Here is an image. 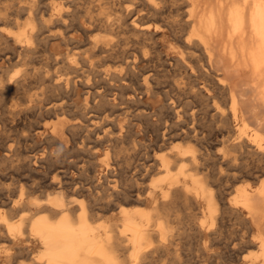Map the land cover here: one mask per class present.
<instances>
[{
  "label": "bare ground",
  "instance_id": "6f19581e",
  "mask_svg": "<svg viewBox=\"0 0 264 264\" xmlns=\"http://www.w3.org/2000/svg\"><path fill=\"white\" fill-rule=\"evenodd\" d=\"M131 1L133 2V4L131 5L129 4L128 6H124L123 8L121 7V5L124 1L121 0L118 3L119 7L116 8L117 14L115 18H113L114 20H112L111 15L106 12L103 13V15L105 16H102L99 14L96 16L97 13L95 14L91 13L92 15H90L89 17L86 16L87 21H88L87 23L90 25V28L85 30L87 34L89 33L88 38L86 39L87 41L89 40V44H91V46L90 45L89 46L91 48H89V50L84 52L82 56L80 55L81 56L80 61L78 57L79 55H77V53L79 54V52L77 53L75 52L72 54L71 52H68L65 56H63L62 59L61 58L60 59L62 60V62H65L66 65L69 66V68H72L75 70L78 69L79 63H83V62L85 64L88 63V65H90L91 68L90 69L88 68L89 70L87 69V71H90L89 72L90 74L87 76V78H89V81H91L92 80L91 74L93 73V70H94L92 68V65L96 64L94 61L95 57H97L98 55H103L101 58L103 60V59H107L110 57L113 58V56H118L122 59L121 61L122 69L120 72L111 71L112 73L111 74L109 73V75L124 79V76L126 75L123 74V71L125 69L126 71L134 72L137 68V64L139 63L148 64L154 60L155 56L154 57L152 56L150 49L148 48V46L150 45L148 46L146 45V42H145L146 40L144 36L145 34L147 35L150 31H152L153 28L161 29L163 27V23H167L169 25V29L170 27L171 29L172 27L178 29L176 35L179 40L178 41L179 43L177 46L179 48V51H178L180 55V56L178 55L179 60L184 64L183 66H185V68L187 67L188 70L191 71V73H188L185 71L186 70L185 69L184 71L186 73H184L183 75L181 74L182 77L179 78L181 79L180 82H175L173 86L175 90H177L175 97L170 96L173 113L178 118L177 123L176 122L175 123L176 125H178V127H180L179 125L180 123H178L179 122L178 120L182 121L181 118L183 117L184 122H186V124L191 123L189 122L190 119L191 121H193V124L191 126H188L187 129L183 128L181 132H178V130H176L177 132L173 133L172 129H171V132L169 133L166 131L164 132L162 131L163 132L162 137L160 136L161 134L159 135L157 132L156 139L158 141L160 140V142L156 141L157 143L155 142L156 143L155 145H152V143L149 144L150 142L148 141H147L148 144H146V141H144L145 142L144 144L143 143L140 144L139 141H137L136 139H127L128 137L126 138L125 135L128 136V134H125V135L120 134L122 129L119 132V134L114 138L107 137L108 136L107 132H105L107 141H110L106 147L102 146L106 138L104 141L97 138V140L95 139L93 140L94 142H88L86 140L80 141L78 139L77 148L80 151L90 153L95 159L98 155H100V153L103 154V158L101 160H96V162H94L92 158L89 160L85 159L88 157V153H87V157L82 159V162H81L82 164L80 165V169L82 168L84 169V171H86L89 168L88 164L90 163V160H91L93 161L92 166L94 170H95V166L97 167L103 166L105 168L106 177L103 178V180L105 179V181L102 180L103 182H98V183L96 182V184H94V183H91L85 177L86 180H88V183H90L89 185L88 184L86 185L84 181L83 183L81 182L80 184L76 183L75 181V183H71L69 185H67V183L65 182L66 183L65 185V183L62 180H60L61 176H63L61 174L65 170L59 171L57 168H55V170L52 171L51 168H49L51 170V171L49 170L50 174L52 173L51 185L55 189V193H47V196L44 199L43 198L39 199V197L36 198L35 196L32 197L33 194L31 195V191L34 190L33 189L34 187L32 184H35L36 182L35 183L34 181L33 183L31 182L32 183L31 184L32 186H31L29 183L27 184L26 181L25 182L21 181L20 185L17 186L19 190L16 189L18 193H16L14 196H9L10 197L9 201L5 202L4 201L5 198H4L2 201L3 203L2 204L0 203V264H12L13 256L11 253V248L8 245L15 243V241L18 239L23 240L25 238L29 240H32V239L36 240L37 244L41 247V251L39 252L38 256H35V259L33 260L34 264H152L154 259L156 258L157 259L162 258L164 261L162 264H169V262L174 258V256H178V243H179L178 235L180 234L179 233L180 229L178 230V228L176 227V222H178L177 213H179L177 212V210H179L181 206H185L186 209L188 208L190 210L192 209L191 211H194L193 215L188 214L190 217L191 215L194 216L192 217L193 220L191 222L192 224H191L190 231L192 232L191 233L192 235L199 238V241L203 243L206 249L210 246V242H214L216 238L215 236L219 235L218 233L221 232V229L223 230L222 228L224 226L223 220L226 214H228V216L229 215L237 216L239 220L241 219L243 221L242 225L240 226L241 228L239 230L237 229L239 233L235 235L234 231H232L234 235L233 237L231 235L230 237L227 236L228 239H225V240L226 241L228 240V243L227 245L225 243V245L228 246V248L231 250L233 254V257L237 261H239L240 264H264V0H183L182 1L183 4H181L182 5L181 8L174 7L176 8L177 11L182 9L181 12L176 14V15H179L180 17H178V19H175V20L173 19L168 20L167 18L168 16H171L170 13L172 14L173 12V9H171V7L174 5L175 2L178 3L179 2L178 0H131ZM73 2L75 1L74 0H30L27 4L25 2L26 5L19 7V9H14L12 11L6 12L5 19H3V17L1 16L0 18L2 20L1 19L0 20L4 21V23H6V21H11V22L14 21L15 23H17V25H19L18 18L16 17L18 15V12H20V10H23V11L25 10L28 14V21L26 25L24 23V26L19 27L17 31H10V32L7 31L9 32V34H5L4 31H2L3 29H6L4 26H2V30H0V45L2 46V44H5L6 46H3V47H6V48L11 47L10 48L11 50L13 48L12 52L9 50L10 54L7 56L9 61L15 57H18V60L26 56L28 57L30 53L33 54L34 52H38L40 50L39 49L40 47L43 53L47 52V50H49L46 48V44L48 42L47 38L51 36H55L56 34L50 33L51 35H47L45 37L43 36V34L45 33V30L47 29L48 32H50L52 28L54 27V24L55 25L58 24L56 22H61L62 25L63 24L67 25L66 20L69 19V16H71L72 11H73L71 10ZM137 3L138 5H136ZM6 4H9V3L6 2ZM12 4H11V7H12ZM130 6H132V8H130ZM102 9L104 10V7ZM114 12L115 11H113V14H115ZM167 12L169 13V15L167 14L168 16H165ZM71 18H73V15ZM77 19L78 20L76 21L80 20V18H77ZM82 23L84 24L83 21ZM58 26L60 27L61 25L59 24ZM61 29H58V30L60 31ZM65 30H66V27H65ZM95 31L103 32L104 35L102 36L103 33L102 34L100 33L101 34L100 35L98 32H96L98 34H93ZM129 31L131 32L133 31L132 34H134L136 37L140 35L141 33L143 37L136 38V37H132V35L130 36L127 35L124 37L121 36L122 38L120 41L113 42V41H110L108 36L105 34L107 32H117L119 34L124 35ZM57 35L63 39L62 41L67 43L65 41L67 40V36L64 35L63 32L57 33ZM150 37L151 36H149V38ZM175 40L177 42V39ZM121 43L122 44L132 43V45H130L126 49L124 47H120ZM174 47L177 48L176 46ZM155 49L156 48H153V50ZM4 51H5V48H4ZM40 52L41 51H39L38 53ZM50 52H49V59L53 58L54 60L59 62L60 59L58 57H60L61 55L52 53V51ZM33 55L32 56L30 55L31 58H33ZM41 57H43L44 59V56H41ZM162 58L163 57H161V59ZM157 60L155 61L157 62ZM27 61H28V58H27ZM217 63L228 64L229 69L230 68L233 69L234 67L236 69L243 68V69L248 70L252 76V80L250 82L251 84H248L249 82L248 83L245 82L249 86L247 85V87H242V85L230 80L229 77L227 79L226 78L227 76L225 77L224 75L216 71V66H218ZM36 65L38 66V64ZM97 65L99 69V66H100L99 63ZM105 65H106V62H105ZM112 65L113 64H111V66ZM24 66L26 65L24 64ZM23 67H22V69H24L23 71L20 69H17L18 67L16 68L17 70L14 68L16 71L14 70L15 72H13V74H10V76H7V77H4L5 72L2 74V72L0 71V91L4 93L6 92V94H8V96L6 95L5 97H9V93L7 91L11 92L10 91L11 89L14 90L16 88L18 90V88L23 87L24 85H27L25 84V82L26 80H29L28 78L30 77L29 75L31 74L30 73L31 68H29L30 71H28L27 66L26 68L25 67L23 68ZM219 67L220 66H218V68ZM226 67L227 66H225V68ZM164 70L165 68L163 69V71ZM163 71H160L161 74ZM180 71H183L182 68L180 69ZM173 72H174V69H173ZM69 73H71V71ZM147 73L148 72H146V74ZM177 73H178V69H177ZM40 74L44 76V79L48 78L46 77V74L45 75H43L44 73H40ZM84 74L82 75L81 73L82 76H85ZM95 74H96V71H95ZM129 74L130 73H128L126 77L128 78V76L131 75L129 77L130 82H133L134 78L132 75H134V73L130 75ZM226 74H228L227 71H226ZM70 75L74 76V74H70ZM62 76L56 80L55 84H53L52 86L53 89H63V90L65 89L66 90L68 89V87L70 86L72 82H75L73 81V78H71L70 76L68 77H65V76L62 77ZM75 76L77 75L75 74ZM154 76L152 74L153 78ZM98 77H95V78L100 79ZM192 77H194L195 80L200 79L202 85L198 83L201 86L196 88V86L194 85V79ZM127 78L125 79L127 80ZM156 79L155 80L153 79V80L156 81ZM109 80H111L110 77H109ZM150 80H151V76L149 74L144 76V86L146 88V94L148 91L151 92V90L153 89L152 86L150 85L151 84ZM33 81H34V78H33ZM50 81H49V84H50ZM89 81L87 80L86 83H88ZM122 82L123 81H121V83ZM180 83H183L186 87L190 86L192 90L193 88H195V90L191 91L190 93H192V95L195 96V98H197L196 96H199L200 99H203V101L206 102V105H205L206 107L209 106L208 104L209 101H206V99L208 98L207 100L211 101L210 102L212 103L211 119L214 122V124H216L215 131H213L210 134L209 132L205 133L203 129H201L203 125L200 129H199L200 125L199 127L196 126V122H197L196 112L194 110L190 111L191 109L189 108V106H192V105H189L190 102L192 101V98H191V101L189 100L190 102H188V100L187 102H184L185 101L183 100L184 97H181V95L182 94L184 95V93H188V92H186L187 88H181V86L179 85ZM45 84L47 83L45 82ZM116 84L117 83L115 82V85ZM36 85L38 86V84ZM47 87L48 89L50 88L49 85ZM116 87L114 86V88ZM42 88L44 87L42 86ZM120 88H123V87L120 86ZM33 89H35V86ZM161 89L165 90V88L163 87ZM40 90H36V93ZM103 90H107V88ZM117 90L120 91V89L118 88ZM128 90L129 89H127V91ZM110 91H112V89ZM125 91H124V94H125ZM204 92L206 93V96L208 97L206 96L204 97ZM22 93L25 96V91ZM164 93H165V96L166 95L169 96L171 92L165 91ZM64 94H65V91H64ZM89 94H91V92ZM150 94H152V92ZM188 95L185 94V97L186 96L188 97ZM61 96L62 95H60L59 97L61 98ZM95 96L97 97L98 95H95ZM95 96L93 99H95ZM100 98H101V95H100ZM48 99L50 100V97ZM65 99H67V97ZM127 99L128 98L126 96V101ZM44 100H45V97H44ZM121 100H123V98ZM136 100L133 101V103L136 102ZM86 101H89V100L87 99ZM199 101L202 102L201 100ZM106 103H108V101ZM192 103L193 101L191 102V104ZM29 105L31 106V104ZM96 105L98 106V104ZM61 106H63V104ZM102 107L100 109H102ZM56 108H57V105L55 104H52L49 106V109H52V110ZM104 108H107V107L105 106ZM37 109L38 107L35 108L36 111ZM72 109H73V106H72ZM209 109L210 108L208 107V110ZM167 110L169 111L168 108ZM80 111H82V109H80ZM111 111L113 112L112 109ZM129 111H131V109H129ZM198 111H200V109ZM205 111H206V108H205ZM205 111L203 110V112ZM23 112H26V111H23ZM86 112H87V109H86ZM139 112H141V110H139ZM160 112L162 113V111ZM98 113H100V111ZM70 114L72 113L70 112ZM75 114H72V115H75ZM2 115L4 116L7 114H2ZM38 115L41 116L40 113ZM84 115L85 113L83 114V116ZM129 115L131 116V114ZM102 116L103 115H101V117ZM163 116H166V115L163 114ZM81 118L82 117H80V119ZM106 118L104 119V121L107 120ZM98 119L100 123L101 121L100 117H98ZM3 120L5 119L2 118V121ZM130 120L132 119L130 118ZM149 120L147 119V121ZM108 121L110 120H107V122ZM117 121H119V119ZM165 121H167V119ZM172 122H173V119H172ZM107 125L106 127L108 128ZM151 125L153 126V123H151ZM116 126H118L117 123H116ZM148 127H150V124L148 125ZM157 127L158 126H156V128ZM3 128L5 129V127ZM83 128H82V131H84ZM116 129L118 130V128ZM73 132L75 133V131ZM147 132H149V130ZM27 133L22 134V135H16L14 138L11 137L12 140L9 138V136H6L7 141L9 138L11 142L4 143L5 144L4 159L14 162L17 160V158H19V156L23 153V151L28 150V139L30 136ZM41 133H42V130H41ZM19 134H20V131H19ZM211 139L215 140L216 142L221 143L222 144L221 148L214 149L212 146L213 142L208 143V141ZM181 140L187 141V144H183L184 142H182ZM53 141H55V139ZM150 147L152 148L151 150L153 151V155L151 156H150L151 153H149ZM143 149H145L146 151V152L144 151L143 153L144 157L138 158L137 157L139 155L138 152L140 151L142 152ZM45 153L46 151H44L40 157L38 156L36 157L35 156L36 154H33L32 157H34L35 159L37 158V160L38 158H40V161H42V164L44 165L45 163L49 161ZM245 154H247V156H249L250 154L251 156L255 155L257 157V161L251 165L245 164L244 162L242 163L241 160L245 158V157L243 158ZM52 157L51 158L54 159V156ZM256 157L253 156V158H256ZM23 159H24V156H23ZM67 159L68 158L66 157V160ZM132 159L134 160V163L136 162L135 168H137L138 174H135L137 177L135 176L136 178H135V182L133 183V185L129 184L131 186H128V184L124 185L125 178L123 182L120 179L122 178L120 176H122V173L124 174V172L128 171L127 170L128 168L131 169L132 165L131 167L129 166L131 163H133V161H131ZM28 161H29V157H28ZM55 161H56V158H55ZM123 162L127 164L126 167L124 164H122ZM56 163H59V162L56 161ZM13 164H15V162ZM17 164L18 163H16L15 165ZM73 164L75 163L73 162ZM76 164H78L77 159H76ZM67 165L68 163L65 164V166ZM1 167L3 168L2 165ZM16 167L14 169H16ZM25 167L26 165L24 166V168ZM71 167H73L72 164H71ZM16 170H15V174L17 173ZM19 172L20 171H18V173ZM101 173L102 172L100 171V176H101ZM9 174L11 175V173ZM95 175H96V172H95ZM32 176H33V172H32ZM92 177L95 178L94 176ZM244 177L253 178V181L248 182L247 184H244V185H238L239 183L238 184L234 183V186L232 187L233 188L232 191L230 190L231 187L229 188L230 192L227 190V192H229L227 194L228 197L222 192L224 190L220 189V187L223 186L222 184L225 183L226 181L233 180V182H238ZM26 178L28 177L26 176ZM13 179L11 180L10 178V181L11 182L13 181L14 183ZM31 179L33 178L31 177ZM38 180L42 181L39 178ZM94 180L96 181V178ZM17 182H18V179H17ZM92 182L94 181L92 180ZM132 182H133V179H132ZM243 182H245V179L243 180ZM38 187L39 186H36L35 189ZM44 188H41V190L42 189L44 190ZM224 189H225V186H224ZM45 190L47 191V189ZM4 192L5 190L3 191V193ZM85 193L88 194L90 198L92 197L93 199L91 198L92 200L90 201L88 200L89 202H85L86 200L84 201L78 198L79 195H83ZM75 194H78V197L75 196ZM0 198H1V195H0ZM34 210H37L38 213H34L36 212ZM110 211H112L113 215L111 214L112 216L108 218L110 214L107 217V213ZM13 215H17L18 219H15L16 221L12 220ZM115 218L117 219V221H112ZM188 219L190 220V218ZM182 222L181 224H183ZM224 237L222 238L223 241H224ZM8 242L10 244H8ZM200 248H202V246Z\"/></svg>",
  "mask_w": 264,
  "mask_h": 264
},
{
  "label": "rangeland",
  "instance_id": "374dc122",
  "mask_svg": "<svg viewBox=\"0 0 264 264\" xmlns=\"http://www.w3.org/2000/svg\"><path fill=\"white\" fill-rule=\"evenodd\" d=\"M30 1V0H0V17L2 16L3 17V19H5L6 18V16H5V14H6V12H9V11H12V10H14V9H19V7H21V6H23V5H26L28 2ZM75 2H73V5H72V8H71V10H73L72 11V14H71V16H69V19L72 17V15H73V18H71L70 19V21H69V19H67L66 20V24L67 25H65V24H63L62 25V23L61 22H56V23H58V24H54V27L52 28V30L50 31V32H48V30L46 29L45 30V33L43 34V36H47V35H51V34H56L55 36H51V37H49V38H47V41L49 42H47V44H46V48L47 49H49V50H47V52H42V50H41V47L39 48L40 50L39 51H41L40 53H38V52H34L33 54H29L28 55V57L26 56V57H24V58H22V59H20V60H18V57H15V58H13L12 60H10L9 61V59L7 58V56L10 54V51L12 52L13 51V48H12V50L10 49L11 47H3V46H6L5 44H2V46L0 45V71L2 72V74L5 72V74H4V77H7V76H10V74H13V72H15L17 69H20V70H24V69H22V67L24 66V64L27 66V70L28 71H30V69L29 68H31V74L29 75L30 77L28 78L29 80H26V82H25V84H27V85H24L23 87H20V88H18V90H17V88L16 89H11L10 91L12 92V94H11V92H9V91H7L8 93H9V97H5L6 95L8 96V94H6V92L4 93V92H1L0 91V107L2 108H0V164L3 166V168L1 167V165H0V195H1V198H0V203L2 204L3 202V199H4V201L6 202V201H9V196H14L16 193H18V191L17 190H19V188L17 187V186H19L20 185V183H21V181L22 182H25L26 181V183L28 184H32L33 183V181H34V183L36 182L37 183V185H36V183L35 184H32L33 185V189L34 190H32L31 191V195H32V197L33 196H35L36 198H38L39 197V199H44L46 196H47V193H55V189L53 188V186L51 185V178H52V173L50 174V171L52 170V171H54L55 170V168H57L59 171H63V170H65L66 171V173H65V171H63L62 172V174L61 175H63V176H61V178H60V180H62L64 183L66 182L67 183V185H69V184H71V183H75V181H76V183H78V184H80L81 182L83 183V181L86 183V185L88 184H90V183H88V180L91 182V183H94V184H96V182L98 183V182H103V181H105V179L103 180V178H105L106 176H105V168L103 167V166H95V170H94V168H93V161L94 162H96V160H101L102 158H103V154L102 153H100V155H98L97 157H96V159L95 158H93V156L90 154V153H88V152H82V151H80L78 148H77V141H78V139L81 141V140H86V141H88V142H94L93 140L95 139V140H97V138L98 139H100V140H105V138H106V140L103 142V145L102 146H104V147H106L107 146V144L110 142V141H107V137H111V138H114V137H116L118 134H119V132L121 131V129H122V131L120 132V134H122V135H125V134H128V136L127 135H125V137L127 138V139H136L137 141H139V143L141 144V143H145L144 141H146V144H148V142H150L149 144H151L152 143V145H155L157 142H160V140L158 141L157 139H156V134H157V132H158V134L162 137V133L164 132V131H166V132H171V129H172V132L173 133H175V132H177L176 130H178V132H181V130L183 129V128H185V129H187L188 128V126H191L192 124H193V121H191V119H190V121L189 122H191V123H189V124H186V122H184V119H183V117L181 118V120L182 121H180V120H178L179 122L178 123H180L179 125H180V127H178V125H176V123H177V117L174 115V113H173V109H172V106H171V97H175V94L177 93V90H175V88L173 87L174 86V83L175 82H180V80L181 79H179L180 77H182L181 76V74L183 75L184 73H186V72H188V73H191V71L190 70H188V68L186 67L185 68V66H183L184 64L179 60V48L177 47L178 46V38H177V31H178V29H176V28H173L172 27V29H171V27H170V29H169V25L167 24V23H163V27L160 29V28H158V29H156V28H153L152 29V31H150L147 35L145 34V42H146V45L148 46V45H150V46H152V47H150V46H148V48L150 49V52H151V54H152V56L154 57V60L152 61V62H150V63H139V64H137V68H136V70L134 71V72H132V71H126V69L123 71V74H125L126 76H127V74L128 73H130V74H132V73H134V75H132L133 76V78L135 79H133V82H130V76H128V78L126 77V76H124V79H121V78H119V77H115V76H112V75H109V73L111 74L112 72H114V71H121V69H122V59L120 58V57H118V56H113V58H107V59H101L102 58V56L103 55H98L97 57H95L94 58V61H95V63L96 64H93L92 65V68L94 69L93 70V73L91 74V81H89V78H87V76L90 74L89 72L90 71H87V69L89 68H91V66L90 65H88V63H79V67H80V69H79V67H78V69L77 70H75V69H72V68H69V66L68 65H66V63L65 62H62V58H63V56H65L68 52H71V54L72 53H77V52H79V54L77 53V55H79L78 57H79V61L81 60V56L84 54V52H86L87 50H89V48H91L90 46H91V44H89V40L87 41V39L86 38H88V35H89V33L87 34V32L85 31L86 29H89L90 28V25L87 23L88 21H87V17H89L90 15H92L91 13H97L96 14V16L99 14V15H102V16H105V15H103V13H109L110 15H111V18H112V20H114L113 18H115V16H116V14H117V11H116V8L117 7H119V2L121 1H119V0H117V2H116V0H74ZM100 1V2H99ZM103 1H104V3H103ZM112 1V2H111ZM124 2L122 3V5H121V7L123 8L124 6H128L129 4L131 5V4H133V2L131 1V0H123ZM179 2L177 3V2H175L174 3V5L171 7V9H173V12H172V14L170 13V15L171 16H168L169 15V13L167 12L166 14H165V16H168V20H175V19H178V17H180L179 15H176V14H178L179 12H181L182 11V9L181 10H179V11H177L176 10V8H181V4H183V0H178ZM6 2L7 3H11L12 4V7H11V4L9 5V4H6ZM16 2H18V3H16ZM25 2H26V4H25ZM87 2V3H86ZM115 2V3H114ZM181 2V3H180ZM86 5H85V4ZM96 3V4H95ZM20 4V5H19ZM80 4V5H79ZM82 4V5H81ZM90 4V5H89ZM115 4V5H114ZM117 4V5H116ZM9 5V6H8ZM13 5H14V7H13ZM18 5V6H17ZM79 7H78V6ZM136 5H138V3L136 4ZM3 6V7H2ZM82 6H84V7H82ZM2 7V8H1ZM92 9H91V8ZM104 7V10L102 9ZM174 7H176V8H174ZM7 8V9H6ZM10 8V9H9ZM130 8H132V6H130ZM4 9V10H3ZM96 10V11H95ZM25 11V10H24ZM23 10H20V12H18V15L16 16L17 18H18V24L19 25H21V26H19V25H17V23H15L14 21H6V23H4V21H1L0 20V30H2V26H4L6 29H3L2 31H4V33L5 34H9V32L10 31H17L18 29H19V27H22V26H24V23H25V25H26V23H27V21H28V14H27V12L25 11L24 12ZM80 11V12H79ZM82 11V12H81ZM113 11H115L114 13L115 14H113ZM177 11V12H176ZM78 12H79V14H78ZM174 12H175V14H174ZM112 13V14H111ZM21 14H22V16H21ZM26 15V17H25V15ZM168 14V15H167ZM75 15V16H74ZM77 15V16H76ZM114 15V16H113ZM79 16V17H78ZM81 16V17H80ZM87 16V17H86ZM175 17V18H174ZM77 18H80V20L79 21H76V20H78ZM75 19V20H74ZM75 21V22H74ZM82 21L84 22V24L82 23ZM9 23V24H8ZM73 23H75V24H73ZM79 23V24H78ZM61 25L60 27L58 26V25ZM72 24V25H71ZM165 24V25H164ZM71 25V26H70ZM88 25V26H87ZM167 25V26H166ZM56 26V27H55ZM65 27H66V30H65ZM74 27V28H73ZM76 27H77V29H76ZM62 28V29H61ZM58 29H61L60 31L58 30ZM70 29V30H69ZM154 29H156V30H154ZM55 32H54V31ZM172 30V31H171ZM7 31H9V32H7ZM83 31V32H82ZM101 31V30H100ZM100 31H95L93 34H102L103 32H100ZM52 32H54V33H52ZM60 32H63V34L64 35H66L67 36V40H65L67 43H65L64 41H62L63 39L61 38V37H59L58 35H57V33H60ZM67 34H66V33ZM96 32H98V33H96ZM152 32V33H151ZM51 33V34H50ZM131 33V34H130ZM133 33V31L131 32V31H129V32H127L126 34H119V33H117V32H107V33H105L107 36H108V38H109V40L110 41H113V42H116V41H120L121 40V38L122 37H124V36H127V35H132V37H136L134 34H132ZM69 34V35H68ZM100 34V35H101ZM79 35V36H78ZM104 35V33L102 34V36ZM175 35H176V37H175ZM73 36V37H72ZM122 36V37H121ZM149 36H151L150 38H149ZM174 36V37H173ZM138 37H143L142 36V34L140 33V35H138L136 38H138ZM147 37V38H146ZM154 38V39H153ZM177 39V42H176V40L175 39ZM74 39V40H73ZM79 40V41H78ZM78 42H80V43H78ZM82 42V43H81ZM87 42V43H86ZM65 43V44H64ZM70 45H69V44ZM72 43H74V44H72ZM76 44H77V46H76ZM82 44V45H81ZM86 44V45H85ZM153 44V45H152ZM173 44H174V46H176L177 48H175L174 46H173ZM90 45V46H89ZM130 45H132V43H129V44H122L121 43V45H120V47H124V48H128ZM67 46V47H66ZM85 46H86V48H85ZM88 46V47H87ZM154 46V47H153ZM173 46V47H172ZM2 47V48H1ZM74 47V48H73ZM77 49H76V48ZM4 48H5V51H4ZM82 48V49H81ZM84 48H85V50H84ZM153 48H156L155 50H153ZM76 49V50H75ZM3 50V51H2ZM10 50V51H9ZM68 50V51H67ZM79 50V51H78ZM82 52H81V51ZM158 50V51H157ZM50 51H52V53H56V54H60L61 56L60 57H58L60 60H59V62H57L56 60H54L53 58H50L49 59V52ZM81 52V53H80ZM48 55H47V54ZM51 53V52H50ZM155 53V54H154ZM6 54V55H5ZM46 54V55H45ZM158 54V55H157ZM33 55V58H31V56ZM44 56V59H43V57H41V56ZM81 55V56H80ZM179 55V56H178ZM37 56V57H36ZM118 57V58H117ZM161 57H163L162 59H161ZM27 58H28V61H27ZM37 60H36V59ZM115 58H117V59H115ZM156 58V59H155ZM169 58V59H168ZM36 61H35V60ZM113 59H115V60H113ZM158 59V60H157ZM33 60V61H32ZM44 60V61H43ZM52 60V61H51ZM105 60V61H104ZM109 60V61H108ZM110 60H112V61H110ZM155 60H157V62L155 61ZM160 60H162V61H160ZM17 61V62H16ZM25 61V62H24ZM27 61V62H26ZM34 63H32V62ZM54 61V62H53ZM103 61V62H102ZM107 61H108V63H107ZM116 61V62H115ZM118 61V62H117ZM165 61V62H164ZM180 61V62H179ZM47 62V63H46ZM53 62V63H52ZM105 62H106V65H105ZM112 62V63H111ZM124 62V61H123ZM156 62V63H155ZM160 62H161V64H160ZM28 63H30V64H28ZM59 63V64H58ZM99 63V69H98V64ZM116 63V64H115ZM121 63V64H120ZM152 63V64H151ZM164 65H163V64ZM181 63V64H180ZM23 64V65H22ZM28 64V65H27ZM36 64H38V66L36 65ZM52 66H51V65ZM82 64V65H81ZM111 64H113L112 66H111ZM158 64V65H157ZM173 66H172V65ZM218 64V66H220L219 68H220V70H219V68H218V66H216V71H218V73H221L222 75H224L227 79H228V77H229V79L230 80H232L233 82H235V83H238V84H240V85H242V87H247V85L248 84H251L250 82H251V80H252V76H251V74H250V72L248 71V70H246V69H243V68H238V69H236V68H234L233 67V69L235 70H233V69H229V65L228 64H220V63H217ZM220 64V65H219ZM13 65V66H12ZM30 65V66H29ZM55 65V66H54ZM60 65V66H59ZM66 65V66H65ZM84 65V66H83ZM157 65V66H156ZM163 65V66H162ZM170 65V66H169ZM8 66V67H7ZM15 66V67H14ZM26 66H24L25 68H26ZM29 66V67H28ZM47 66V67H46ZM50 66V67H49ZM58 66V67H57ZM83 66V67H82ZM88 66V67H87ZM104 66V67H103ZM108 66V67H107ZM225 66H227L226 68H225ZM16 69L17 67V69L15 70L14 68ZM23 67V68H24ZM46 69H45V68ZM141 67H143V68H141ZM150 67V68H149ZM153 67V68H152ZM155 67V68H154ZM165 68V72L163 71V69ZM4 68V69H3ZM35 68H37V69H35ZM41 68V69H40ZM47 68H49V69H47ZM86 68V69H85ZM158 68V69H157ZM176 68V69H175ZM182 68V70L183 71H180V69ZM3 69V70H2ZM39 69V70H38ZM88 69V70H89ZM98 69V70H97ZM103 69V70H102ZM110 69V70H109ZM141 69V70H140ZM149 69V70H148ZM173 69H174V72H173ZM177 69H178V73H177ZM186 69V70H185ZM218 69V70H217ZM226 69H228V70H226ZM12 70V71H11ZM15 70V71H14ZM26 70V69H25ZM53 70V71H52ZM100 70V71H99ZM151 70V71H150ZM186 72H185V71ZM238 70V71H237ZM8 71H10V72H8ZM34 71H36V72H34ZM39 71H41V72H39ZM46 71V72H45ZM51 71V72H50ZM71 71V73H69ZM72 71H74V72H72ZM77 73H76V72ZM85 71V72H84ZM95 71H96V74H95ZM99 71V72H98ZM102 71V72H101ZM108 72V74H107V72ZM112 71V72H111ZM160 71H163L162 72V74H161V72ZM170 71V72H169ZM226 71H227V73L228 74H226ZM237 71V72H236ZM34 74H33V73ZM39 74H38V73ZM54 74H53V73ZM86 72H88V73H86ZM105 72V73H104ZM125 72V73H124ZM128 72V73H127ZM139 72V73H138ZM143 72V73H142ZM145 72V73H144ZM146 72H148L147 74H149L150 76H151V80H150V85L152 86V90H151V92H152V94H150L151 92L150 91H148L147 92V94H146V88H145V86H144V76L145 75H147L146 74ZM37 75H36V74ZM40 73H44L43 75H45L46 74V77H50L49 79L47 78V79H44V76H42ZM81 73H82V75L84 74V73H86V74H84L85 76H82L81 75ZM127 73V74H126ZM136 73V74H135ZM168 73V74H167ZM8 74V75H7ZM21 74V73H20ZM61 74V75H60ZM70 74H74V76H72V75H70ZM75 74L77 75V76H75ZM102 76H101V75ZM152 74H153V76H154V78L152 77ZM161 74V75H160ZM176 74V75H175ZM36 75V76H35ZM40 75H41V77H40ZM55 75V76H54ZM60 75V76H59ZM63 75V76H62ZM108 75V76H107ZM140 75H141V77H140ZM160 77H159V76ZM174 75V76H173ZM34 76V77H33ZM68 77V76H70L71 78H73V81H75V82H72L71 84H70V86L68 87V89H53L52 88V86H53V84H55V82H56V80L57 79H59V77ZM80 78H79V77ZM99 76V77H98ZM32 77V78H31ZM36 77V78H35ZM55 79H54V78ZM95 77H98V78H100V79H97V78H95ZM109 77H110V79L111 80H109ZM249 77V78H248ZM33 78H34V81H33ZM41 78H43V79H41ZM52 78V79H51ZM87 78V79H86ZM125 78H127V80L125 79ZM157 78V79H156ZM193 79H194V85L196 86V88L197 87H200L201 85H202V83H201V80L200 79H196L195 80V78L194 77H192ZM50 79H51V81H50ZM117 79V80H116ZM156 79V81H154V80ZM169 79V80H168ZM173 79V80H172ZM178 79H179V81H178ZM43 80V81H42ZM45 80H47V81H45ZM87 80L89 81L88 83H86L87 82ZM101 80V81H100ZM120 82H119V81ZM31 81V82H30ZM49 81H50V84H49ZM78 81V82H77ZM85 81V82H84ZM97 81V82H96ZM121 81H123L122 83H121ZM171 83H170V82ZM199 81V82H198ZM243 81H244V83H243ZM29 82V83H28ZM39 82V83H38ZM45 82L49 85V89H48V85L47 84H45ZM77 82V83H76ZM111 82H113V83H111ZM115 82L117 83L116 85H115ZM127 82V83H126ZM160 82V83H159ZM245 82H249L248 84L247 83H245ZM98 83H100V84H98ZM104 83V84H103ZM131 83V84H130ZM136 83V84H135ZM142 85H141V84ZM153 83V84H152ZM158 83H159V85H158ZM167 83V84H166ZM198 83H200V84H198ZM36 84H38V86L36 85ZM44 84V85H43ZM52 84V85H51ZM76 84V85H75ZM93 84V85H92ZM98 84V85H97ZM123 84V85H122ZM129 84V85H128ZM132 84H134V85H132ZM172 84V85H171ZM245 84H246V86H245ZM35 86V89H33L34 88V86ZM51 85V86H50ZM86 85V86H85ZM94 85H96V86H94ZM100 85V86H99ZM105 85V86H104ZM128 85V86H127ZM139 85H140V87H139ZM180 86H181V88H187V91L186 92H188V93H184V95L182 94L181 95V97H184L183 98V100H185L184 102H187V100H188V102H190L191 101V98H192V101H193V103L191 104V102H190V104L189 105H192V106H189V108L191 109L190 111H192V110H194L195 112H196V126H198L199 127V125H200V127H199V129L202 127V125H203V127L201 128V129H203V131L206 133H208L209 132V134L210 133H212L213 131H215L216 129H215V127H216V124H214V122L212 121V119H211V113H212V108H211V105H212V103H210L211 101L210 100H207L206 99V101H209V106H205L206 105V102H204L203 101V99H200L199 98V96H196L197 98H195V96H193L192 95V93H190L191 91H194L195 90V88H193V90L191 89V87L189 86V87H186L183 83H180L179 84ZM198 85V86H197ZM33 86V87H32ZM42 86L44 87V88H42ZM73 86V87H72ZM107 86H109V87H107ZM114 86L116 87V88H114ZM120 86H122L123 88H120ZM127 86V87H126ZM139 88H138V87ZM143 86H144V88H143ZM154 86V87H153ZM159 86V87H158ZM249 86V85H248ZM36 87H38V88H36ZM92 87V88H91ZM163 87V88H165V90L164 89H161V88ZM29 88V89H28ZM97 88V89H96ZM107 88V90H103V89H106ZM117 88L118 89H120V91L119 90H117ZM141 88H142V90H141ZM155 88V89H154ZM157 88V89H156ZM170 88V89H169ZM190 88V89H189ZM19 89H20V91H19ZM22 89V90H21ZM41 89V90H40ZM47 91H46V90ZM53 89V90H52ZM74 89V90H73ZM108 89H112V91H110V90H108ZM127 89H129L128 91H127ZM135 89H137V90H135ZM139 89V90H138ZM25 91V96H24V94L22 93V92H24ZM32 90V91H31ZM36 90H40V91H38L37 93H36ZM43 90V91H42ZM44 90H45V92H44ZM54 90H56V91H54ZM58 90H59V92H58ZM62 90H63V92H62ZM88 90V91H87ZM99 90V91H98ZM163 92H162V91ZM175 90V91H174ZM31 91V92H30ZM64 91H65V94H64ZM124 91H125V94H124ZM136 91V92H135ZM156 91V92H155ZM171 92L170 93V95L169 96H165V93L164 92ZM29 92H30V94H29ZM49 92V93H48ZM67 92H69V93H67ZM71 92V93H70ZM87 92H88V94H87ZM91 92V94H89ZM106 92V93H105ZM116 92V93H115ZM119 94H118V93ZM121 92V93H120ZM123 92V93H122ZM160 92V93H159ZM52 93V94H51ZM57 93H58V95H57ZM96 93V94H95ZM111 93H112V95H111ZM115 93V94H114ZM55 94V95H54ZM62 95L61 96V98L59 97L60 95ZM98 95L97 97L95 96V95ZM110 94V95H109ZM113 94H114V96H113ZM149 94V95H148ZM155 94V95H154ZM173 94H174V96H173ZM185 94L186 95H188V97L186 96L185 97ZM45 95V96H44ZM67 95V96H66ZM100 95H101V98H100ZM105 95V96H104ZM107 95H108V97H107ZM32 96V97H31ZM50 97V100L48 99L49 97ZM70 96H72V97H70ZM86 96H88V97H86ZM90 96V97H89ZM94 96H95V99H96V101H95V99H93L94 98ZM121 96H122V98H123V100H121L122 98H121ZM126 96H127V101H126ZM160 96V97H159ZM171 96V97H170ZM193 96V97H192ZM206 96V93L204 92V97ZM11 97H12V99H11ZM44 97H45V100H44ZM64 97V98H63ZM67 97V99H65ZM102 97H104V98H102ZM107 99H106V98ZM121 99H120V98ZM135 97H136V99H135ZM166 97H168V98H166ZM206 97H208V96H206ZM8 98V99H7ZM27 98H28V100H27ZM35 98H36V100H35ZM42 98V99H41ZM86 98V99H85ZM90 98V99H89ZM111 100H110V99ZM188 98V99H187ZM190 98V99H189ZM5 99V100H4ZM19 99V100H18ZM26 99V100H25ZM71 99V100H70ZM89 100V101H86V100ZM91 99H93V100H91ZM98 99V100H97ZM104 99V100H103ZM168 99V100H167ZM196 99V100H195ZM100 100V101H99ZM108 101V103H106L107 101ZM132 100V101H131ZM136 100V102H134L133 103V101H135ZM190 100V101H189ZM199 100H201L202 102H200ZM4 101V102H3ZM14 101H16V102H14ZM29 101V102H28ZM34 101V102H33ZM54 101V102H53ZM95 101V102H94ZM169 101V102H168ZM197 101V102H196ZM3 102V103H2ZM11 102H13V103H11ZM30 102H32V103H30ZM61 102H62V104H63V106H61L62 104H61ZM97 102V103H96ZM101 102V103H100ZM111 102H112V104H111ZM123 102V103H122ZM200 102V103H199ZM16 103V104H15ZM18 103V104H17ZM31 104V106L29 105V104ZM58 103H59V105H58ZM90 103H91V105H90ZM98 104V106L96 105V104ZM103 103V104H102ZM115 103V104H114ZM133 103V104H132ZM202 103H204V104H202ZM25 104V105H24ZM52 104H55V105H57V108L56 109H54V110H52V109H49V106L50 105H52ZM72 104V105H71ZM109 104V105H108ZM134 104H136V105H134ZM195 104V105H194ZM18 105V106H17ZM40 105H41V107H40ZM70 105H71V107H70ZM95 105H96V107H95ZM102 107V105H103V107H102V109H100L101 107ZM108 105V106H107ZM111 105H112V107H111ZM170 107H169V106ZM201 105V106H200ZM29 106V107H28ZM66 106V107H65ZM72 106H73V109H72ZM91 106V107H90ZM107 107V108H104V107ZM129 106V107H128ZM163 106V107H162ZM168 106V107H167ZM203 106V107H202ZM13 107V108H12ZM20 107H22V108H20ZM25 107H26V109H25ZM38 107V109H37V111L35 110V108H37ZM99 107V108H98ZM110 107V108H109ZM131 107V108H130ZM133 107V108H132ZM208 107L210 108L209 110H208ZM70 108H71V110H70ZM94 108V109H93ZM128 108V109H127ZM167 108L169 109V111L167 110ZM204 108V109H203ZM205 108H206V111H205ZM28 109H30V110H28ZM59 109V110H58ZM80 109H82V111H80ZM84 109V110H83ZM86 109H87V112H86ZM97 109V110H96ZM104 109V110H103ZM110 111H109V110ZM111 109L113 110V112L111 111ZM118 110V112H119V114H118V112H117V110ZM129 109H131V111H129ZM132 109H134V110H132ZM160 109V110H159ZM163 109V110H162ZM166 109V110H165ZM200 109V111H198ZM28 110V111H27ZM58 110V111H57ZM74 110H75V112H74ZM76 110H78V111H76ZM91 110H92V112H91ZM102 110V111H101ZM127 110V111H126ZM139 110H141V112H139ZM197 110V111H196ZM202 110V111H201ZM203 110L206 112V114H205V112H203ZM211 110V111H210ZM16 111H18V112H16ZM23 111H26V112H23ZM31 111V112H30ZM64 111V112H63ZM91 112V113H89V112ZM100 111V113H98V112ZM126 111V112H125ZM160 111H162V113L160 112ZM208 111H209V113H208ZM15 112V113H14ZM42 112V113H41ZM48 112V113H47ZM53 112V113H52ZM70 112L72 113V114H75L76 112V114L75 115H72V114H70ZM74 112V113H73ZM105 112V113H104ZM108 112H110V113H108ZM125 112V113H124ZM131 114V116L128 114ZM136 112V113H135ZM139 112V113H138ZM142 112H144V113H146V114H144V113H142ZM156 112V113H155ZM166 114H165V113ZM200 112V113H199ZM11 113V114H10ZM40 113V115L41 116H39L38 114ZM47 113V114H46ZM80 113H81V115H80ZM85 113V115L83 116V114ZM106 113H108V114H106ZM114 113V114H113ZM169 113V114H168ZM197 113H198V115H197ZM209 115H208V114ZM2 114H7V115H2ZM35 114V115H34ZM47 116H46V115ZM52 114V115H51ZM70 114V115H69ZM99 114V115H98ZM127 114V115H126ZM132 114H134V115H132ZM142 116H144L145 117V119H144V117H142ZM151 114V115H150ZM162 116H161V115ZM163 114L164 115H166V116H163ZM9 115V116H8ZM13 115V116H12ZM49 115V116H48ZM78 115H80V116H78ZM101 115H103L102 117H101ZM106 115V116H105ZM113 115V116H112ZM119 115V116H118ZM150 115V116H149ZM206 115H208V116H206ZM2 116V117H1ZM5 116H6V118H5ZM8 116V117H7ZM50 116H51V118H50ZM71 118H69V117ZM92 116H94V117H92ZM135 116V117H134ZM26 117H27V119H26ZM29 117V118H28ZM32 117V118H31ZM43 117V118H42ZM62 117H63V119H62ZM77 117V118H76ZM80 117H82L81 119H80ZM88 117H89V119H88ZM98 117H100V123H99V119H98ZM104 117V118H103ZM107 117V118H106ZM112 117H113V119H112ZM116 117H117V119H116ZM132 119V120H130V118ZM141 117V118H140ZM158 117V118H157ZM161 117V118H160ZM173 117V118H172ZM2 118H4L5 120H3L2 121ZM42 118V119H41ZM61 118V119H60ZM92 118H94V119H92ZM102 118V119H101ZM107 119V120H110V121H108L107 122V120H105L104 121V119ZM111 118V119H110ZM134 118V119H133ZM138 118H140V119H138ZM200 119V121H199V119ZM60 119V120H59ZM86 119V120H85ZM91 119V120H90ZM119 119V121H117ZM142 119V120H141ZM147 119L149 120V121H147ZM158 119V120H157ZM161 119H162V121H161ZM167 119V121H165ZM172 119H173V122H172ZM14 120V121H13ZM53 120V121H52ZM83 120H85V121H83ZM87 120H89V121H87ZM98 120V121H97ZM103 120V121H102ZM114 120V121H113ZM152 120V121H151ZM170 122H169V121ZM10 121V122H9ZM54 121H56V122H54ZM58 121V122H57ZM61 121V122H60ZM158 121V122H157ZM161 121V122H160ZM203 121V122H202ZM3 122V123H2ZM4 122H5V124H4ZM26 122H28V123H26ZM63 122V123H62ZM113 123V125H112V123ZM118 124V126H116V123ZM119 122V123H118ZM149 122V123H148ZM155 122H157V123H155ZM176 122V123H175ZM8 123H10V124H8ZM13 123V124H12ZM50 123V124H49ZM62 123V124H61ZM87 123V124H86ZM101 123H102V125H103V127H102V125H101ZM110 123V124H109ZM140 123H142V124H140ZM147 124V126H146V124ZM151 123H153V126L151 125ZM182 123H183V125H182ZM206 123H207V125H206ZM211 123V124H210ZM26 124V125H25ZM80 124V125H79ZM108 124V125H107ZM150 124V127H148V125ZM157 124V125H156ZM173 124H174V126H173ZM33 125V126H32ZM40 125H41V127H40ZM63 125V126H62ZM93 125V126H92ZM106 125L108 126V128L106 127ZM111 125H112V127H111ZM115 125V126H114ZM163 125V126H162ZM169 125V126H168ZM172 125V126H171ZM185 125V126H184ZM206 125V126H205ZM7 126H8V128H7ZM11 126V127H10ZM16 126V127H15ZM26 126V127H25ZM120 126V127H119ZM128 126V127H127ZM155 126V127H154ZM156 126H160L159 128L157 127L156 128ZM168 126V127H167ZM2 127V128H1ZM3 127H5V129L3 128ZM84 127V128H83ZM96 127H97V129H98V131H97V129H96ZM100 127V128H99ZM163 127V128H162ZM167 127V128H166ZM171 127H173V128H171ZM11 128H12V130H11ZM80 128V129H79ZM82 128H83V130L84 131H82ZM102 128V129H101ZM105 128H106V130H105ZM116 128H118V130L116 129ZM151 128V129H150ZM174 128H176V129H174ZM181 128V129H180ZM3 129V130H2ZM73 129V130H72ZM104 129V130H103ZM169 129V130H168ZM9 130V131H8ZM28 131V133H27V131ZM41 130H42V133H41ZM80 130V131H79ZM111 130V131H110ZM145 130V131H144ZM149 130V132H147ZM152 130H153V132H152ZM155 130H157V131H155ZM175 130V131H174ZM18 131V132H17ZM19 131H20V134H19ZM21 131H22V133H21ZM26 131V132H25ZM37 131H39V132H37ZM73 131H75V133L73 132ZM77 131V132H76ZM79 131V132H78ZM103 131V132H102ZM132 131V132H131ZM163 131V132H162ZM30 132V133H29ZM85 132V133H84ZM89 132H91V133H89ZM105 132H107V137L105 136ZM109 132V133H108ZM115 132V133H114ZM117 132V133H116ZM129 132V133H128ZM155 132V133H154ZM25 133H27L30 137H29V139H28V150L27 151H23V156H24V159H23V156H22V154L19 156V158H17V160L16 161H14L15 162V164L16 163H18L17 165H15V164H13L14 162H11L10 160H6V159H4V146H5V142L7 143H10L11 142V140H12V138H14L16 135H22V134H25ZM41 133V134H40ZM79 135H78V134ZM82 133V134H81ZM140 133V134H139ZM154 133V134H153ZM72 134V135H71ZM96 134V135H95ZM99 134H100V136H99ZM102 134V135H101ZM150 134V135H149ZM36 137H34V136ZM43 135H44V137H43ZM131 135H132V137H131ZM139 135V136H138ZM149 135V136H148ZM4 138H3V137ZM6 136H9V138L11 139H9L8 138V141H7V138H6ZM32 136V137H31ZM39 136V137H38ZM48 136H49V138H51V139H49L48 138ZM79 136V137H78ZM84 136V137H83ZM2 137V138H1ZM12 137V138H11ZM76 137V138H75ZM81 137H82V139H81ZM137 137V138H136ZM152 137V138H151ZM32 138V139H31ZM104 138V139H103ZM45 139H47V140H45ZM55 139V141H53ZM148 139V140H147ZM75 142H74V141ZM32 141H33V143H32ZM45 141H46V143H45ZM79 141V142H80ZM141 141V142H140ZM148 141V142H147ZM157 141V142H156ZM182 141V140H181ZM31 142V143H30ZM53 142H55V143H53ZM156 142V143H155ZM182 142H184L183 144H187V141H185V140H183ZM212 143V146H213V148L214 149H217V148H221V146H222V144L221 143H219V142H216L215 140H213V139H211V140H209L208 141V143ZM42 143V144H41ZM53 143V144H52ZM59 146H58V145ZM63 146H62V145ZM76 144V145H75ZM105 144V145H104ZM60 145H61V147H60ZM35 146V147H34ZM38 146H40V147H38ZM52 146V147H51ZM37 147V148H36ZM49 147V148H48ZM63 147V148H62ZM103 147V148H104ZM75 148V149H74ZM102 148V149H103ZM75 151H74V150ZM76 149H78V150H76ZM152 148L150 147V149H149V153H151L150 154V156L151 155H153V151L151 150ZM53 150V151H52ZM63 150V151H62ZM152 152H151V151ZM44 151H46V153H45V155L47 156V159L49 160L47 163H45L44 165L42 164V161H40V158H38V160H37V158L35 159L34 157H32V155L33 154H36L35 156L37 157H40L41 155H42V153L44 152ZM144 151H145V149H143V151L141 152H138L139 153V155L137 156L138 158H143L144 157ZM42 152V153H41ZM58 152V153H57ZM72 152V153H71ZM74 152H75V154H74ZM77 152V153H76ZM146 152V151H145ZM60 153V154H59ZM66 153H68V154H66ZM79 153V154H78ZM83 153H85V154H83ZM87 153H88V157H87ZM141 153V154H140ZM25 154V155H24ZM49 154V155H48ZM72 154V155H71ZM78 154V155H77ZM57 155V156H56ZM68 155V156H67ZM71 155V156H70ZM102 155V156H101ZM249 155V154H248ZM22 156V157H21ZM29 157V161H28V157ZM52 156H54V159H52L53 157ZM253 156L254 157H256L255 155H252L251 156V154L249 155V156H247V154H245L244 156H243V160H241V162L243 163H245V164H248V165H251V164H254V162H256L257 161V157L256 158H253ZM52 157V158H51ZM65 157V158H64ZM66 157L68 158L67 160H66ZM85 157H87V158H85ZM31 158V159H30ZM55 158H56V161H58L59 163H56V161H55ZM79 158V159H78ZM80 158H81V160H80ZM83 158H85L86 160H89V159H93V161H91L90 160V163L88 164V166H89V168L86 170V171H84V169H80V165L82 164L81 162H82V159ZM248 158V159H247ZM76 159H77V162H78V164H76ZM84 159V160H85ZM256 159V160H255ZM5 160V161H4ZM24 160V161H23ZM27 160V161H26ZM31 160H33V161H31ZM36 160V161H35ZM52 160V161H51ZM64 160V161H63ZM253 160H255V161H253ZM7 161V162H6ZM63 161V162H62ZM131 161H133V163H134V160L132 159ZM2 162V163H1ZM3 162H5V163H3ZM11 162V163H10ZM25 162V163H24ZM41 162V163H40ZM54 162V163H53ZM62 162V163H61ZM68 163V165L67 166H65V164L66 163ZM73 162L75 163V164H73ZM20 163V164H19ZM22 163H23V165H22ZM33 165H32V164ZM37 163V164H36ZM52 163V164H51ZM65 163V164H64ZM80 163V164H79ZM133 163H131L130 164V166L129 167H131V165H132V167H131V169L130 168H128L127 170L128 171H126V172H124V174L122 173V176H120V177H122V178H120L122 181L124 180V178H125V182H124V185L125 184H128V186H131V185H133V183L135 182V178L137 177L135 174H138V171H137V168H135V163L133 164ZM4 164V165H3ZM8 164H9V166H8ZM56 164V165H55ZM61 164V165H60ZM70 164V165H69ZM71 164H72V166L73 167H71ZM91 164V165H90ZM122 164H124L125 165V167H126V163L125 162H123ZM5 165H6V167H5ZM23 167H22V166ZM26 165V167L24 168V166ZM78 165V166H77ZM13 166V167H12ZM16 167V169H14L15 167ZM31 166H32V168H31ZM50 166V167H49ZM53 166V167H52ZM64 166V167H63ZM78 169H77V168ZM92 167V168H91ZM97 167V168H96ZM102 167V168H101ZM12 170H10V169ZM19 168V169H18ZM23 169V171H22V169ZM31 170H30V169ZM49 168H51V170L49 169ZM21 169V170H20ZM67 169V170H66ZM89 169H90V171H89ZM103 169H104V171H103ZM130 169V170H129ZM134 169V170H133ZM15 170L17 171V173H18V171H20L18 174L16 173L15 174ZM29 170V171H28ZM34 170H36V171H34ZM48 170V171H47ZM50 170V171H49ZM97 170V171H96ZM126 170V169H125ZM3 171V172H2ZM70 171V172H69ZM88 171V172H87ZM96 172V175H95V172ZM100 171L102 172L101 173V176H100ZM32 172H33V176H32ZM36 172V173H35ZM89 172H90V174H89ZM92 172V173H91ZM9 173H11V175L9 174ZM12 173H13V175H12ZM69 173V174H68ZM127 173V174H126ZM128 173H129V175H128ZM132 173V174H131ZM4 174V175H3ZM15 174V175H14ZM20 174H22V175H20ZM43 174H45V175H43ZM47 174V175H46ZM87 174V175H86ZM133 174H134V176H133ZM7 177H6V176ZM9 175V176H8ZM28 177V178H26V176ZM68 175V176H67ZM79 175H80V177H79ZM83 175H84V177H83ZM86 175V176H85ZM126 175V176H125ZM128 175V176H127ZM132 175V176H131ZM2 176H3V178H2ZM10 176H12V177H10ZM15 176V177H14ZM43 178H42V177ZM44 176H46V177H44ZM65 176V177H64ZM92 176H94L95 178H96V181L94 180L95 178H93ZM136 176V177H135ZM31 177L33 178V179H31ZM88 179V180H86V178ZM91 177H92V179H91ZM10 178H11V180L13 179L14 180V183H13V181L11 182L10 181ZM38 178L39 179H41L42 181H40V180H38ZM83 178V179H82ZM90 178V179H89ZM249 178V179H248ZM244 177V178H242L243 180L245 179V182H243V180H242V182H241V180H239L238 182H233V180H229V181H226L225 183H223L222 185L223 186H221L220 187V189L221 190H224V191H222L227 197H228V193L230 192V190L232 191V187L234 186V183H239L238 185H244V184H247L248 182H252L253 181V178H250V177ZM16 179V180H15ZM17 179H18V182H17ZM82 179V180H81ZM132 179H133V182H132ZM7 180H8V182H7ZM28 180H30V181H28ZM32 180V181H31ZM38 180V181H37ZM44 180V181H43ZM47 180V181H46ZM92 180L94 181V182H92ZM101 180V181H100ZM103 180V181H102ZM246 180H247V182H246ZM40 181V182H39ZM61 181V182H62ZM71 181H73V182H71ZM32 182V183H31ZM127 182V183H126ZM129 182H131V183H129ZM4 183V184H3ZM66 183H65V185H66ZM84 183V184H85ZM15 184V185H14ZM129 184H131V185H129ZM31 185V186H32ZM43 185H45V186H43ZM9 186V187H8ZM36 186H39L38 188H36L35 189V187ZM41 186V187H40ZM127 186V185H126ZM224 186H225V189H224ZM45 187V188H44ZM231 187V188H230ZM12 188V189H11ZM41 188H44V190L42 191L41 190ZM229 188H230V190H229ZM5 190V192L3 193V191ZM9 189H10V191H9ZM17 189V190H16ZM45 189H47V191L45 190ZM37 190V191H36ZM38 190H39V192H38ZM227 190L229 191V192H227ZM2 191V192H1ZM9 191V192H8ZM42 192V194H41V192ZM45 191V192H44ZM226 191V192H225ZM14 192V193H13ZM36 192H38V193H36ZM44 192V193H43ZM11 193H13V194H11ZM46 194V195H45ZM86 195V196H85ZM43 196V197H42ZM75 196H77L78 197V194H75ZM78 198H80V199H82V200H86L85 202H89L90 200H92L91 198H90V196L88 195V194H83V195H79V197ZM181 199H183V198H181ZM228 199V198H227ZM89 200V201H88ZM185 206H181L180 207V209L179 210H177V212H179V213H177V215H178V222H176V227L178 228V230H179V233L181 234H179L178 235V256H174V258L169 262V264H240L239 263V261H237L234 257H233V254H232V252H231V250L228 248V246H226L227 245V243H228V240L226 241L225 239H228V237H230V235L233 237V235H234V233H235V235L237 234V233H239L238 232V230L241 228L240 226L242 225V223H243V221L240 219L239 220V218L237 217V216H235V215H229L228 216V214H226V216H225V218H224V226L222 227L223 228V230L221 229V232L220 233H218L217 235L218 236H215L216 238H215V240H216V242H215V240H214V242H210V246L206 249L205 247H204V245H203V243H201L200 241H199V238H197L196 236H194V235H192L191 233V231H190V228H191V222H192V220H193V218L192 217H194V216H192L193 215V213H194V211H191L190 209H186V207L184 208ZM182 209H184L185 210V212H184V210H182ZM188 211V213H187V211ZM34 211H36V212H34ZM33 212L34 213H38V211L37 210H34ZM116 212V211H115ZM39 213H40V211H39ZM110 214V215H109ZM113 215V213H112V211H110V212H108L107 213V217H108V215H109V217L108 218H110L112 215ZM186 214V215H185ZM190 214H192L191 215V217L189 216ZM15 216V217H14ZM181 218H180V217ZM189 216V217H188ZM117 218V217H116ZM114 219V220H112V221H117V219ZM180 218V219H179ZM188 218H190V220L188 219ZM229 218V219H228ZM15 219H18V217H17V215H13V217H12V220H14V221H16ZM184 219V220H183ZM187 219V220H186ZM231 219V220H230ZM235 222H234V221ZM183 221V222H182ZM181 222L183 223V224H181ZM189 222V223H188ZM232 222V223H231ZM188 223V224H187ZM228 226H227V225ZM185 225V226H184ZM187 225V226H186ZM227 227V228H226ZM238 229V230H237ZM230 230V231H229ZM236 230V231H235ZM232 231H234V233L232 232ZM223 232V233H222ZM229 232H230V234H229ZM226 233V234H225ZM187 234V235H186ZM221 234V235H220ZM223 234V235H222ZM225 234V235H224ZM228 234V235H227ZM224 236H228L227 238L226 237H224ZM224 237V241H223V238ZM181 239V240H180ZM197 239V240H196ZM218 239V240H217ZM198 241V242H197ZM201 243V244H200ZM211 243H212V245H211ZM218 243V244H217ZM225 243H226V245H225ZM8 244H10L9 242H8ZM184 246H183V245ZM202 246V248H200L201 246ZM8 246H10V248H11V253H12V256H13V261H14V263H13V261H12V264H29V263H31V264H34V262H33V260L35 259V256H38V254H39V252L41 251V247L37 244V242H36V240H34V239H32V240H29V239H27V238H25V239H23V240H16L15 241V243H13V244H11V245H8ZM197 249H198V251H197ZM202 249V250H201ZM30 250V251H29ZM204 251V252H203ZM202 253H204V254H202ZM215 253H217V254H215ZM34 254V255H33ZM214 254V255H213ZM218 254H220V255H218ZM208 255V256H207ZM16 258H15V257ZM30 256V257H29ZM211 256V257H210ZM178 257V258H177ZM200 257V258H199ZM31 258H33V259H31ZM176 258H177V260H176ZM197 258H199V259H197ZM219 258H221V259H219ZM233 258V259H232ZM189 259V260H188ZM208 259V260H207ZM17 260V261H16ZM157 260V261H156ZM221 260V261H220ZM218 261V262H217ZM155 262V263H154ZM164 261H163V259L162 258H156V259H154V261H153V263L152 264H162ZM209 262V263H208ZM220 262V263H219Z\"/></svg>",
  "mask_w": 264,
  "mask_h": 264
}]
</instances>
